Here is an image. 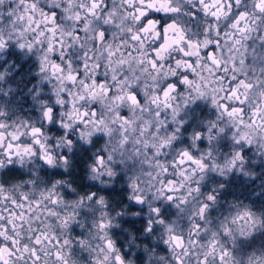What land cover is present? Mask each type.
Masks as SVG:
<instances>
[{
  "label": "clouds",
  "instance_id": "obj_1",
  "mask_svg": "<svg viewBox=\"0 0 264 264\" xmlns=\"http://www.w3.org/2000/svg\"><path fill=\"white\" fill-rule=\"evenodd\" d=\"M0 264H264V0H0Z\"/></svg>",
  "mask_w": 264,
  "mask_h": 264
}]
</instances>
